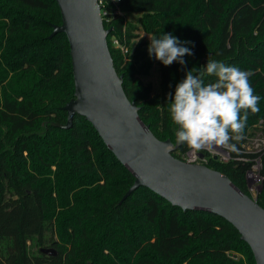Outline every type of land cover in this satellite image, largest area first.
I'll return each instance as SVG.
<instances>
[{
    "label": "trees",
    "instance_id": "obj_1",
    "mask_svg": "<svg viewBox=\"0 0 264 264\" xmlns=\"http://www.w3.org/2000/svg\"><path fill=\"white\" fill-rule=\"evenodd\" d=\"M121 8L142 15L134 24L111 12L109 47L128 97L159 139L175 142L179 130L169 93L174 99L186 72L208 60L253 73L260 110H249L247 123L264 120V0H122ZM61 23L56 0H0V264H257L239 230L221 216L183 210L145 186L121 202L135 177L92 123L76 114L72 128L57 125L66 123L64 106L75 97L68 37L49 38ZM141 27L152 37L171 33L189 41L183 46L193 54L183 66L164 65L149 56L151 40L140 37ZM113 35L126 38L127 56ZM155 64L159 93L142 79ZM230 143L238 151L229 161L207 153L205 164L252 196L247 175L261 157L264 177V150L246 152L244 138ZM189 150L183 143L173 154L184 160ZM255 198L264 207V188Z\"/></svg>",
    "mask_w": 264,
    "mask_h": 264
},
{
    "label": "water",
    "instance_id": "obj_2",
    "mask_svg": "<svg viewBox=\"0 0 264 264\" xmlns=\"http://www.w3.org/2000/svg\"><path fill=\"white\" fill-rule=\"evenodd\" d=\"M56 1L62 23L52 25L49 38L61 32L67 35L75 82V97L64 106L67 121L57 125L72 128L76 114L92 123L135 177L121 202L145 186L183 210L221 216L239 230L256 263L264 264V207L227 174L176 157L173 152L179 144L154 134L124 89V75L115 67L108 42L113 28L105 27L98 0ZM41 252L56 255L57 249L42 247Z\"/></svg>",
    "mask_w": 264,
    "mask_h": 264
},
{
    "label": "clouds",
    "instance_id": "obj_3",
    "mask_svg": "<svg viewBox=\"0 0 264 264\" xmlns=\"http://www.w3.org/2000/svg\"><path fill=\"white\" fill-rule=\"evenodd\" d=\"M149 56L171 65L178 61L185 65L184 56L192 55L189 47L171 33L159 38L150 37ZM250 70L224 62L208 60L203 69L192 68L175 88L174 99L169 93V112L172 121L179 126L176 143H186L196 153L227 148L238 151L232 140L244 138L249 110L259 112L260 96L255 94L249 77ZM207 76H215L214 82H205Z\"/></svg>",
    "mask_w": 264,
    "mask_h": 264
},
{
    "label": "rangeland",
    "instance_id": "obj_4",
    "mask_svg": "<svg viewBox=\"0 0 264 264\" xmlns=\"http://www.w3.org/2000/svg\"><path fill=\"white\" fill-rule=\"evenodd\" d=\"M193 1V0H192ZM124 16L127 22L137 24L139 18L142 13L138 12H130L124 11ZM140 37H147L150 39L152 34L148 32L146 28L141 27L137 32ZM151 40V39H150ZM137 39L134 40V43ZM19 41H16L18 43ZM143 81L146 84H151L154 90V93H159L161 88V73L158 65H153L151 72L149 75L142 76ZM246 133L244 134V140L246 143L244 144V149L248 153H258L264 148V120H260L255 123H247ZM176 130V128H174ZM43 130H38L39 135H43ZM43 142V141H42ZM189 151H192L191 149ZM218 153V157L221 161H229L230 153L226 154L224 151L230 152L227 148H219V150H215ZM262 159L261 157H256L254 160V164L251 170L248 172L247 181L249 186V191L252 194V197H256L257 194L264 188V177L261 174L262 169ZM84 264H95V261L91 260L85 261Z\"/></svg>",
    "mask_w": 264,
    "mask_h": 264
},
{
    "label": "built area",
    "instance_id": "obj_5",
    "mask_svg": "<svg viewBox=\"0 0 264 264\" xmlns=\"http://www.w3.org/2000/svg\"><path fill=\"white\" fill-rule=\"evenodd\" d=\"M121 2L122 0H98L99 5H101V15L103 18L104 24H110L113 21L114 15H122L124 16V10L121 8ZM111 12H114V15L111 14ZM114 29L113 26H110ZM109 27V28H110ZM112 41L115 47L120 48L122 53L127 56L130 53V47L126 43V38L124 37V41L117 36L113 35ZM215 150H219V148H216L212 151H201L199 153L193 152V151H188L184 155V160L188 162H195L199 164H205L208 161V156L207 153L212 154L213 156L218 157V153H216ZM264 150V148L262 149ZM261 150V151H262ZM226 154L230 153L228 151H224Z\"/></svg>",
    "mask_w": 264,
    "mask_h": 264
}]
</instances>
